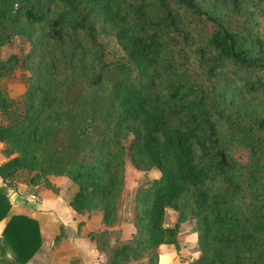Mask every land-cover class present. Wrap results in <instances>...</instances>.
<instances>
[{"label": "trees", "instance_id": "1", "mask_svg": "<svg viewBox=\"0 0 264 264\" xmlns=\"http://www.w3.org/2000/svg\"><path fill=\"white\" fill-rule=\"evenodd\" d=\"M100 29L123 54L116 83ZM17 39L29 53L3 58ZM21 69L30 74L23 109L2 89ZM235 84L264 98V0H0V144L16 155L0 165V222L7 220L0 248L9 246L16 264L40 250L38 222L11 214L8 190L43 181L58 192L52 176L79 187L77 213L100 209L103 224L117 225L129 158L158 176L135 196L137 249L104 248L109 264L136 263V252L169 245L179 252L190 218L200 254L189 264H264V115L243 119ZM104 93L118 116L111 135L91 144V163L44 169L49 134L64 129L70 103ZM93 125L89 119L77 134L78 147L90 144ZM169 209L178 214L172 228ZM147 259L159 264L153 253Z\"/></svg>", "mask_w": 264, "mask_h": 264}, {"label": "rangeland", "instance_id": "2", "mask_svg": "<svg viewBox=\"0 0 264 264\" xmlns=\"http://www.w3.org/2000/svg\"><path fill=\"white\" fill-rule=\"evenodd\" d=\"M218 9L224 14L231 12V7L226 4L219 3ZM98 32L100 34L97 40L99 48L104 53L105 62L112 66V71H110L111 83H116L121 79V74L115 70L114 67L122 60V51L112 37L104 34L101 29ZM30 48V44H28L26 40L17 39L12 46L3 49L2 57L8 58L13 54H18L23 59L29 53ZM29 75L27 71L21 69L16 72L14 76L4 79L2 82L3 91L10 98L17 100L18 105L22 109L24 108L22 95L25 93L26 81ZM237 87H239V85L235 84L231 89L236 95L240 92V108L246 111V113L243 114V119L248 121L262 117L264 115V98L244 93L241 87H239L240 89ZM70 105L72 106L71 110L73 115L67 116L64 129L49 134L48 143L43 153L41 166L53 172H58L56 167L60 169L59 167L61 164H66L68 167H72L75 162H83L87 165L90 164L92 161L91 146L111 135L118 116V112L112 110L109 93L100 94L99 96L84 95L81 106H78V104L74 102H71ZM244 105L245 107H242ZM111 111L112 115L110 116ZM92 118L94 119V125L90 128V144H87L84 148H80L76 143L77 134L80 133L89 119ZM0 122H2L1 119ZM131 140L132 138L124 142L126 148L130 146ZM2 150L4 151V146H0L1 153L3 152ZM12 155L14 154H10L9 156ZM36 173L40 175L39 171ZM125 176L124 188L119 205L118 224L114 227H107L102 223L101 228L89 234L90 237L95 238L94 240H96L97 247L103 255H105L103 249L106 247L112 248L128 245L133 252L137 249L139 238L134 226L135 196L141 184L147 179H152L158 175L154 171L144 172L136 170L128 158ZM42 182L43 181H39L37 184H43ZM84 214L88 216V219L91 221L95 218L103 217V213L100 209H95L92 212L86 211ZM177 221L178 214L169 209L165 220L166 227H174ZM83 224H85V222ZM183 249L185 250L183 251ZM169 252L173 254L176 253L181 260L187 261L186 264H189L191 259L194 260L199 256H196L200 254V249L197 243L195 220L190 218L181 224L179 252L175 246L171 245V247L164 246L162 249L152 252L145 250L136 253L142 255L139 260L145 259L147 263L148 255L153 253L159 257V264H161V257L167 255Z\"/></svg>", "mask_w": 264, "mask_h": 264}, {"label": "crops", "instance_id": "3", "mask_svg": "<svg viewBox=\"0 0 264 264\" xmlns=\"http://www.w3.org/2000/svg\"><path fill=\"white\" fill-rule=\"evenodd\" d=\"M0 146L4 145L0 144ZM9 155L4 146V151L0 152V165L16 156ZM50 181L59 190L58 192L37 183H19L17 188L12 187L8 190L12 203L11 214L30 217L39 224L42 246L26 264H109L106 256L99 251L96 240L89 235L92 231L101 228L103 217L91 221L84 213H77L73 209L71 202L79 188L69 178L52 176ZM3 185L0 178V187ZM31 196L38 199L37 204L31 202ZM6 224L7 220L0 222V239L3 238ZM62 232L64 235L61 240L56 241ZM186 262L176 253L169 252L161 257V264H186ZM10 263L16 264L15 254L9 246L4 245L0 248V264ZM130 264L148 263L142 259L140 262Z\"/></svg>", "mask_w": 264, "mask_h": 264}, {"label": "built area", "instance_id": "4", "mask_svg": "<svg viewBox=\"0 0 264 264\" xmlns=\"http://www.w3.org/2000/svg\"><path fill=\"white\" fill-rule=\"evenodd\" d=\"M31 202L37 204L38 199L35 196H31Z\"/></svg>", "mask_w": 264, "mask_h": 264}]
</instances>
